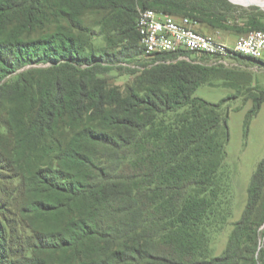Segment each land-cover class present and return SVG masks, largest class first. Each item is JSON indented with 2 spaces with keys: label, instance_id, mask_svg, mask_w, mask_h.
Masks as SVG:
<instances>
[{
  "label": "trees",
  "instance_id": "obj_1",
  "mask_svg": "<svg viewBox=\"0 0 264 264\" xmlns=\"http://www.w3.org/2000/svg\"><path fill=\"white\" fill-rule=\"evenodd\" d=\"M139 9L213 33L264 31V12L228 0H0V135L12 144L0 159L24 191L19 217L35 227L20 242L0 216V264H264V157L224 251L209 255L230 215L227 100L195 96L212 69L163 63L125 92L109 86L111 66L143 54ZM86 13L114 34L110 46L93 47ZM251 100L246 126L264 92Z\"/></svg>",
  "mask_w": 264,
  "mask_h": 264
},
{
  "label": "rangeland",
  "instance_id": "obj_2",
  "mask_svg": "<svg viewBox=\"0 0 264 264\" xmlns=\"http://www.w3.org/2000/svg\"><path fill=\"white\" fill-rule=\"evenodd\" d=\"M235 1L244 4L251 3L239 0ZM238 6L247 9L241 5ZM263 7L264 6L257 8L264 12ZM98 19H100V16ZM174 19L177 22L180 21L178 18L174 17ZM96 22L97 18L95 15L88 13L84 14L82 27L90 30V32L94 30L92 34L93 47L97 49L110 46L108 42H105V39L106 37H113L114 34H102L100 27H94ZM61 23L66 24L64 20H62ZM43 26L45 34L51 33L55 29L54 24H50L46 21ZM193 29L201 34H205L206 36L226 43L230 41L233 42L238 37L245 35L234 36L229 33L205 32L199 30L197 27ZM35 36L37 35H34V33L31 35L32 38ZM232 38L234 39L232 40ZM229 45H232V43ZM181 61L199 64L212 69V87H199L195 92L196 97L210 103H219L223 99L227 100L223 104V107L226 108L229 113V141L226 146V162L228 165V183L230 186V215L222 225V228L211 234L209 255L211 257H216L221 255L224 251L228 236L233 229V224L236 223L242 215L247 202L246 191L250 177L258 162L264 157V103L258 114L250 119L247 126L245 122L246 115L252 108L251 97L258 95L260 92H264V64H255L235 58L234 60L227 61L226 65H216L214 59L205 55L181 53L149 58L143 53L142 55L132 57L127 59L124 63L119 64L118 67L124 68L122 72L117 69V66H111L110 68L112 70L109 74L111 80L109 81V86L117 87L121 92H125L127 88L132 85L135 76L139 75V71L141 72L145 67ZM261 61L264 62V56ZM47 66L48 65H38L33 68H47ZM1 122H3L2 116L0 117V123ZM11 148L12 144L8 141L6 135H0V156ZM48 159L40 160L38 158L37 161L40 165L46 166L48 164ZM9 165L11 164L3 162V160L0 159V216L7 226V230L9 229L11 231L9 235L22 242L26 239V234L31 235L33 233L35 227L34 223L29 219L23 220L18 215L19 208L26 200L24 201V199H22L24 191H20L16 187L18 180L14 179V173L11 171L12 168L9 167ZM263 215L264 204L259 208L256 215L257 222L260 223L262 219L260 226H258L260 243L264 242ZM20 222H24V225L22 223L19 224ZM16 225H18L17 234L12 233ZM31 229L32 233H30Z\"/></svg>",
  "mask_w": 264,
  "mask_h": 264
},
{
  "label": "built area",
  "instance_id": "obj_3",
  "mask_svg": "<svg viewBox=\"0 0 264 264\" xmlns=\"http://www.w3.org/2000/svg\"><path fill=\"white\" fill-rule=\"evenodd\" d=\"M192 25L188 20L177 22L170 15L144 9L138 11L135 28L143 53L148 57L189 53L208 56L216 65H226L227 61L237 57L261 61L264 56L262 30L251 31L228 46L195 31Z\"/></svg>",
  "mask_w": 264,
  "mask_h": 264
},
{
  "label": "bare ground",
  "instance_id": "obj_4",
  "mask_svg": "<svg viewBox=\"0 0 264 264\" xmlns=\"http://www.w3.org/2000/svg\"><path fill=\"white\" fill-rule=\"evenodd\" d=\"M232 1V0H231ZM235 0H233V2H234ZM239 1H242V2H244V1H246V2H251L252 4H260V5H262V6H264V0H239ZM235 3H238V4H241V5H247V4H244V3H240V2H238V1H235ZM264 8V7H263Z\"/></svg>",
  "mask_w": 264,
  "mask_h": 264
},
{
  "label": "crops",
  "instance_id": "obj_5",
  "mask_svg": "<svg viewBox=\"0 0 264 264\" xmlns=\"http://www.w3.org/2000/svg\"><path fill=\"white\" fill-rule=\"evenodd\" d=\"M192 27H193V28H196L197 26H196V25H192ZM201 29H202V31H205V32H207V31H208V32H211L210 30H208V29H206V28H201ZM218 33H219V32H218ZM221 33H222V32H221ZM204 35H205V34H204ZM231 35H233V34H231ZM234 36H236V35H234ZM232 37H233V36H232ZM238 38H239V37H238ZM238 38H237V39H238ZM214 39H215V38H214ZM233 39H234V38H232V40H233ZM237 39H236V40H237ZM216 40L219 41V42H221V43H223V44H226V45H228V46H232V45L235 43V41H236V40H235V41H233V42L230 41L229 43H226V42L220 41V40H218V39H216ZM231 43H232V45H229V44H231Z\"/></svg>",
  "mask_w": 264,
  "mask_h": 264
},
{
  "label": "water",
  "instance_id": "obj_6",
  "mask_svg": "<svg viewBox=\"0 0 264 264\" xmlns=\"http://www.w3.org/2000/svg\"><path fill=\"white\" fill-rule=\"evenodd\" d=\"M230 3H232V4H234V5H241V4H238V3H235V2H233V1H231V0H228ZM241 6H243V7H245V8H249V7H251V6H256V7H262L261 5H256V4H251V3H248L247 5H241Z\"/></svg>",
  "mask_w": 264,
  "mask_h": 264
}]
</instances>
